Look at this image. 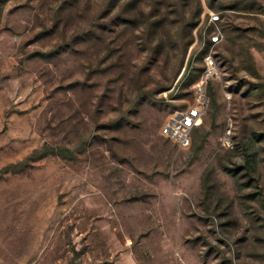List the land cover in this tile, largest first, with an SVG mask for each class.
Returning <instances> with one entry per match:
<instances>
[{
	"label": "rangeland",
	"instance_id": "1",
	"mask_svg": "<svg viewBox=\"0 0 264 264\" xmlns=\"http://www.w3.org/2000/svg\"><path fill=\"white\" fill-rule=\"evenodd\" d=\"M113 4L0 0V264H264V0Z\"/></svg>",
	"mask_w": 264,
	"mask_h": 264
},
{
	"label": "built area",
	"instance_id": "2",
	"mask_svg": "<svg viewBox=\"0 0 264 264\" xmlns=\"http://www.w3.org/2000/svg\"><path fill=\"white\" fill-rule=\"evenodd\" d=\"M221 16L211 12L205 31L208 33V53L205 55L206 68L201 77L193 85L194 102L186 109L176 111L168 119L162 128V134L169 140L174 141L180 148H190L192 135L196 128L203 123L204 116L209 104L208 84L211 79L218 75V65L213 55L215 47L224 41V34L219 26ZM205 46V45H204ZM224 146L233 147L231 130L227 132L223 140Z\"/></svg>",
	"mask_w": 264,
	"mask_h": 264
},
{
	"label": "trees",
	"instance_id": "3",
	"mask_svg": "<svg viewBox=\"0 0 264 264\" xmlns=\"http://www.w3.org/2000/svg\"><path fill=\"white\" fill-rule=\"evenodd\" d=\"M114 4L112 5V7H111V11H113L115 8H116V4H117V1L118 0H111ZM208 50H209V46H208V43H205V46H204V52H208ZM52 53V52H51ZM51 53H49V54H51ZM53 54V53H52ZM192 64H193V62H192V60H190L189 61V63H188V66H187V71L192 67ZM184 76H186V73L184 74ZM183 76V77H184ZM199 76L200 75H197V77H196V79L197 78H199ZM201 77V76H200ZM196 79H192L191 80V83L192 82H196L197 80ZM70 153V150H68V149H58V148H48V149H46L45 151H44V156H46V155H50V154H60V155H63V156H66L67 154H69Z\"/></svg>",
	"mask_w": 264,
	"mask_h": 264
}]
</instances>
